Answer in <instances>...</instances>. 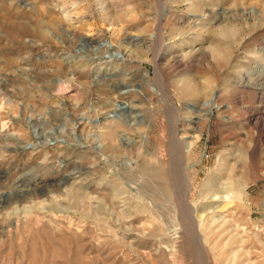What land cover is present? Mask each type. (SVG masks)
<instances>
[{
    "label": "rangeland",
    "instance_id": "obj_1",
    "mask_svg": "<svg viewBox=\"0 0 264 264\" xmlns=\"http://www.w3.org/2000/svg\"><path fill=\"white\" fill-rule=\"evenodd\" d=\"M263 77L264 0H0V264H264Z\"/></svg>",
    "mask_w": 264,
    "mask_h": 264
},
{
    "label": "bare ground",
    "instance_id": "obj_2",
    "mask_svg": "<svg viewBox=\"0 0 264 264\" xmlns=\"http://www.w3.org/2000/svg\"><path fill=\"white\" fill-rule=\"evenodd\" d=\"M128 44H131L132 46H136V44H133V43H128ZM214 44H216V43H214ZM211 45V44H210ZM210 47V46H209ZM215 47V46H214ZM112 56V55H111ZM114 57L116 56V54H114L113 55ZM263 80H264V77L262 78ZM263 83L262 84H264V81H262ZM264 94V93H263ZM264 96V95H263ZM215 107L216 108H219L218 107V105H215ZM119 116H121V114L119 113ZM119 118V117H118ZM118 121H120L119 119H117ZM2 126H4V124L2 125ZM105 127H108V126H106L105 125ZM113 127H111V129H112ZM106 129V128H105ZM108 130H110L109 128H108ZM111 131V130H110ZM171 132V139L173 140V142L175 143V146L177 147L176 149H175V151H179V153H180V156H182L183 155V153H184V149L186 150V149H189L190 147H192V144L191 143H186V144H184L183 142H182V140H181V138H183V137H181V138H179L178 139V137H177V134H176V129H173V130H171L170 131ZM197 138V137H196ZM8 139V138H7ZM2 143H5V140H2L1 141ZM173 149V148H172ZM176 152V153H177ZM178 154V153H177ZM182 154V155H181ZM181 180V179H180ZM186 180V179H185ZM183 181H184V179H183ZM182 182V181H181ZM180 182V183H181ZM184 184H185V182H184ZM179 185H181V184H179ZM186 187V186H185ZM180 188V187H179ZM182 189H184V188H182ZM182 191V190H181ZM187 191V190H186ZM176 193V192H175ZM182 194H183V191L181 192ZM187 193V192H186ZM183 196H185V194L183 195ZM182 196V197H183ZM184 198V197H183ZM184 200V199H183ZM185 201V200H184ZM184 204H185V202H184ZM187 205V204H186ZM186 205H185V207H186ZM179 206H181V205H179ZM189 208V207H188ZM191 211V210H190ZM196 228V227H195ZM193 231H194V228H193Z\"/></svg>",
    "mask_w": 264,
    "mask_h": 264
}]
</instances>
